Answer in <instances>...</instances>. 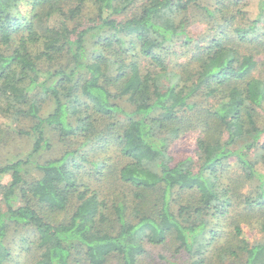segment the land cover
<instances>
[{
  "label": "trees",
  "instance_id": "1",
  "mask_svg": "<svg viewBox=\"0 0 264 264\" xmlns=\"http://www.w3.org/2000/svg\"><path fill=\"white\" fill-rule=\"evenodd\" d=\"M252 6L0 0V146L31 143L0 162V264H264V0ZM188 134L191 152L176 147Z\"/></svg>",
  "mask_w": 264,
  "mask_h": 264
},
{
  "label": "rangeland",
  "instance_id": "2",
  "mask_svg": "<svg viewBox=\"0 0 264 264\" xmlns=\"http://www.w3.org/2000/svg\"><path fill=\"white\" fill-rule=\"evenodd\" d=\"M201 1L204 4H208L211 3L213 0H201ZM252 1H253V6H252L253 13H251V15L254 16L256 10V0H252ZM188 21H189L188 22L189 33L197 39L204 40L206 37H208L209 34L214 33V31L211 30V26H209V21L203 17L201 10L198 9L192 10L188 15ZM91 45H92V41L89 46ZM46 112H48V110ZM261 114H262L261 117L262 125H264V110H261ZM262 142H264V133L262 134ZM194 146H195L194 134H188L186 135V137L185 136L182 137L176 144V147H180L187 152L193 151ZM60 147H58V143L56 141H53L52 149L44 151L42 154H40L37 157V159L41 158L39 160H42L45 158L55 157L56 155H58V152L60 151ZM30 148H31V143L28 140V138H26L25 136L14 137L10 139L6 145L0 146V162H3L4 160L7 161L9 159L24 158L27 156ZM108 151L109 153L113 152V154H115L113 148L112 149L110 148ZM259 152H260L259 150H255L254 152L251 153V156ZM28 166L32 167V165H28ZM29 171L31 174H34V168H29ZM244 234L250 242L257 241L262 237L261 233L254 226L244 225ZM151 248L154 254H159L160 252H162L161 247H151ZM110 264H117V262L111 261Z\"/></svg>",
  "mask_w": 264,
  "mask_h": 264
}]
</instances>
